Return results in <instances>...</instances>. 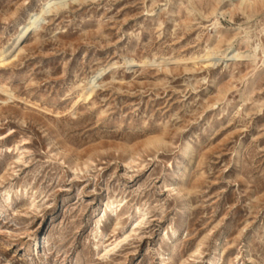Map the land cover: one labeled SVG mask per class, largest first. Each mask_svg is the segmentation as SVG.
<instances>
[{
	"label": "rangeland",
	"instance_id": "374dc122",
	"mask_svg": "<svg viewBox=\"0 0 264 264\" xmlns=\"http://www.w3.org/2000/svg\"><path fill=\"white\" fill-rule=\"evenodd\" d=\"M1 57L0 264H264V0H0Z\"/></svg>",
	"mask_w": 264,
	"mask_h": 264
},
{
	"label": "bare ground",
	"instance_id": "6f19581e",
	"mask_svg": "<svg viewBox=\"0 0 264 264\" xmlns=\"http://www.w3.org/2000/svg\"><path fill=\"white\" fill-rule=\"evenodd\" d=\"M244 1H247V0H242V2H244ZM251 2V1H250ZM45 10L43 9V12H44ZM35 23V20H33L32 18H31V20L24 26V33H26L31 27H32V24H34ZM23 33V34H24ZM2 53H4L3 52V50L1 51V54ZM238 56H242V54H237ZM6 58L5 57H1L0 58V61H4ZM135 60L136 59H134V58H131V59H129V63L130 64H135ZM191 147H192V144H188L185 148H186V152H188V151H190L191 150ZM174 190H175V188H173ZM7 195H9V192H8V194ZM115 203H116V201H113L112 202V209H114L115 208ZM144 215V212H142V211H139L138 212V217H142ZM176 230V229H175ZM46 237H47V235H45ZM178 236V235H177ZM45 237V238H46ZM177 239V237H175L174 238V240L172 241V244H171V247H170V251L167 253L168 255H170L172 252H173V248H174V242H175V240ZM119 240V239H118ZM110 247H108V248H106V250H108V251H110V250H113V248H115V246H117L118 245V241L116 240V241H113L112 243L110 242ZM218 250V248L215 250V251H217ZM199 251V247L196 249V251L195 252H198ZM164 257V256H163ZM169 259V258H168ZM219 258L217 257V255L215 254L214 255V257L211 259V263L210 264H220L219 263V260H218Z\"/></svg>",
	"mask_w": 264,
	"mask_h": 264
}]
</instances>
